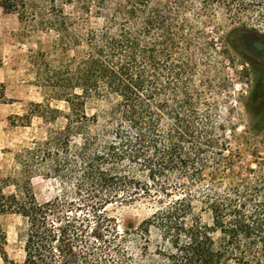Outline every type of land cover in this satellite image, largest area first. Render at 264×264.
Here are the masks:
<instances>
[{
    "label": "trees",
    "instance_id": "trees-1",
    "mask_svg": "<svg viewBox=\"0 0 264 264\" xmlns=\"http://www.w3.org/2000/svg\"><path fill=\"white\" fill-rule=\"evenodd\" d=\"M153 1L98 0L95 17L91 4L76 12L79 23L59 10L64 34L86 29L75 33L73 46L63 38L62 76L49 81L52 99L66 102L67 112L49 109L67 120L57 138L66 152L60 165L72 158L80 186L89 183L98 198L95 211L148 198L156 209L139 223H115L106 240L99 234L91 241L62 199L39 202L28 176L22 182L0 170V217H20L24 252L21 259L9 256L0 224L2 264H138L124 242L134 233L149 241L153 230L163 241L156 264H264V171L251 168L252 181L238 176L217 133L216 103L208 101L213 86L209 93L200 88L197 64L182 46L193 39L187 41L185 24H176L168 4ZM231 1L254 9L264 26V0ZM232 35L239 38L235 47L250 52L264 71V30L244 25ZM263 99L259 93L253 99L261 120ZM40 147L36 152H45Z\"/></svg>",
    "mask_w": 264,
    "mask_h": 264
},
{
    "label": "rangeland",
    "instance_id": "rangeland-1",
    "mask_svg": "<svg viewBox=\"0 0 264 264\" xmlns=\"http://www.w3.org/2000/svg\"><path fill=\"white\" fill-rule=\"evenodd\" d=\"M97 1L0 0L1 173L17 179L22 176V182L28 176L26 179L39 202L62 199L67 213L77 218L83 225V235L91 241L99 234H104L106 240L111 237L115 223L119 228L128 221L139 223L156 209L153 200L148 198L123 206L112 203L95 211L93 205L98 198L89 183L80 186V176L70 165L72 158H68L67 166L60 165L66 159V152L64 140L57 142V138L67 120L61 112H53L49 107L67 112V106L61 99H52L55 90L49 81L62 76L63 38L72 45L75 33L84 31L86 26L64 34L58 14L64 9L71 21L79 23L76 12L82 13L81 8L91 4V15L95 17ZM153 4L160 8L168 4L176 24H185L187 41L192 38L193 42L190 47L188 42L182 46L188 47L186 58L197 64L199 72L195 79L206 93L209 85L213 86V98L208 101L216 103L217 133L234 155L238 176L252 181L255 173L250 172L251 168L264 171V120L253 104L257 93L264 94V71L250 52L235 47L239 38H234L232 31L244 25L260 26L264 30V26L257 24V12L231 0H154ZM69 55L75 56L74 50L70 49ZM95 111L89 110V113ZM39 144L45 152H36ZM47 144H50L48 150ZM68 153H73L72 147ZM12 190L14 187L6 191ZM203 219L211 220L207 212ZM0 224L6 233L7 253L21 259L24 252L23 241L18 237L20 217L4 215L0 217ZM160 235V231L153 230L146 241L143 236L131 234L124 242V249L138 264H156L155 249L163 243Z\"/></svg>",
    "mask_w": 264,
    "mask_h": 264
},
{
    "label": "flooded vegetation",
    "instance_id": "flooded-vegetation-1",
    "mask_svg": "<svg viewBox=\"0 0 264 264\" xmlns=\"http://www.w3.org/2000/svg\"><path fill=\"white\" fill-rule=\"evenodd\" d=\"M264 59V58H263Z\"/></svg>",
    "mask_w": 264,
    "mask_h": 264
}]
</instances>
